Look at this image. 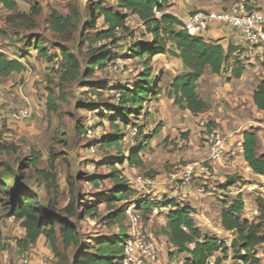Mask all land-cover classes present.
I'll list each match as a JSON object with an SVG mask.
<instances>
[{"label": "rangeland", "instance_id": "obj_1", "mask_svg": "<svg viewBox=\"0 0 264 264\" xmlns=\"http://www.w3.org/2000/svg\"><path fill=\"white\" fill-rule=\"evenodd\" d=\"M16 1L18 7L14 11L0 8V53L10 59L24 58L27 73L14 74L0 84V144L10 149L5 152L0 151V163L17 168L20 161L32 159L36 153H39L38 170L49 171L53 164L55 184L47 181L42 174L34 170L27 171L25 183L32 186L39 194L40 201L44 205L50 201L59 215L72 200H76L80 206L98 204L100 217L97 219L87 217L76 223L85 236V242H90L103 236L112 237L119 232L118 224L110 226L101 221V218L108 214L106 200L114 186V182L108 178L112 169L103 161L122 162L142 145L146 148L140 154L144 166L132 167L127 161L122 166L119 163L116 165V169L123 174L128 184L137 190V195L115 206L123 207L127 211L131 209L132 213L142 217L141 229L149 238L156 240L159 247V258L155 264H184L186 256L176 254L177 251L171 248L162 235L167 210L154 208L151 214L145 215L143 209L138 208L144 201H152L153 197L148 191L156 186L165 190V193H159L158 196H165L173 189H181L184 192L186 188L180 182L169 184V176L182 172L188 165L207 163L208 149L205 145L204 130H208L211 125L213 130L226 137L223 130L219 129L209 115L201 117L187 115L185 110H181L167 97L165 90L169 88L178 73L176 60L167 57L162 61L155 59L151 63L155 71V83L164 91L158 100L159 104L163 101L161 109L155 106L150 112L145 106L141 115H132L128 128L123 129L125 137L121 147L107 148L103 146L99 136L94 139L89 138L87 131L91 128L101 129L106 135L113 132L109 123L112 114L106 113V105L115 104L114 91L118 86L133 85L136 81L143 70V64L139 59L131 56L130 48L135 41L139 39L149 41L150 37L144 35L142 28L130 29L133 35H121V41L117 45L108 46L114 57L108 68L96 70L92 78L81 75L75 80L64 82L62 77L65 69L62 68V63L57 68L56 59L62 57L61 51L65 49L79 59L81 72H84L91 49L95 50L105 44V42L92 43L97 30L102 27V21L97 22L96 29L87 26L92 14L96 15L95 4L101 3L111 7L115 5V0ZM229 2L232 3L231 0ZM32 7H38L41 11L40 15L33 16ZM52 11L63 17L72 18V23L64 34L52 30L50 24ZM38 47L44 49V52L41 53L40 49L36 50ZM26 81L31 83V87L25 91L32 99V116L24 121L11 122L10 109L24 106L19 90ZM51 95L53 103L49 101ZM50 105L54 106L55 110H52ZM163 127L165 128L163 133L155 136L149 145H145L142 138L131 136L134 128L143 129L144 134H154L157 128ZM94 145H97L95 147L98 152L97 157H94L90 150ZM230 154H225L223 158ZM238 155L232 156L235 163L231 168L219 166L221 171L218 169L220 177L224 180L233 179L234 183L229 184L231 180L228 179V182L211 181V184L215 187L236 186L227 190L225 196L218 193L220 199L229 203L239 195L242 196L247 214L251 216L257 205V199L264 197V177L255 174L237 158ZM94 176L103 179L98 186L90 182V178ZM203 177L204 175L195 179L192 185L203 180ZM138 178L142 181L145 179L154 181L151 185H143ZM195 198L183 200H186L185 204L191 205V202H195ZM4 199V194L0 192V264H16L24 256H28L31 260H40L42 264H57L47 240L45 244H36L32 248L36 253L29 252L28 255L21 253L17 241L24 238L25 231L18 219L7 217L2 202ZM216 203L215 206H219L218 198ZM125 225L128 230L129 222L127 221ZM57 236L58 248L62 251L60 232ZM218 239L231 246L234 238ZM171 252H174L173 255ZM222 256V253L216 254V257ZM214 262L215 257L211 259V264ZM235 263L230 252L229 258L222 264Z\"/></svg>", "mask_w": 264, "mask_h": 264}, {"label": "trees", "instance_id": "obj_2", "mask_svg": "<svg viewBox=\"0 0 264 264\" xmlns=\"http://www.w3.org/2000/svg\"><path fill=\"white\" fill-rule=\"evenodd\" d=\"M172 5V0H116L115 5L111 7L97 3L94 7L96 15L92 14L87 26L96 29L97 22L101 20L102 27L97 30L92 43L105 42V44L95 50L91 49L84 72H81V64L77 57L65 49L61 51L62 68L65 69L62 81L70 82L81 75L92 78L96 70L108 68L114 60L108 46L117 45L121 41V35H133L126 25L129 18H135L141 23L144 27V35L150 37L149 41H135L130 48L131 56L139 59L143 64V70L137 80L133 85L118 86L115 90L120 92V100L114 105H106V113L112 114L109 123L113 130L101 140L103 146L107 148L121 147L125 137L123 129L128 128L131 116L141 115L146 104L164 94L154 80L155 71L151 64L154 58L169 55L182 61L183 73L165 90L167 97L181 110L203 114L210 110V106L198 93L199 80L208 69L214 76L223 74L231 56L237 51L232 46L225 48L219 44L221 40L210 42L201 36H190L185 31L183 22L169 12ZM0 6L7 11H14L18 7L16 0H0ZM31 12L33 16L41 13L38 7H32ZM71 23L72 18L63 17L52 11L50 24L54 32L64 34ZM38 49L41 53L44 52V49L39 47ZM26 70L27 67L19 59H10L0 53V83ZM244 71L242 62L235 60L231 70L232 77L240 78ZM251 95L255 107L264 115V80ZM49 101L54 102L52 95ZM50 108L55 110L52 105ZM160 131L157 128L154 134H144L143 129H139L137 137L142 138L145 145H149ZM243 148L245 161L251 170L257 175L264 176V155L258 152V135L246 132ZM145 149L142 145L138 146L137 150L122 162L103 161L112 169L108 178L114 182V186L106 200L108 214L102 217L101 221L110 226L118 224L119 232L112 237L103 236L90 242H85V236L76 223L87 217L93 219L100 217L98 204L80 206L76 200H72L59 215L50 201L44 205L40 201L39 194L32 186L25 183L27 171L34 170L42 174L47 181L55 184L53 164L49 171L38 170L39 153H36L32 159L20 161L17 168L1 162L0 192L5 196L2 202L6 215L18 219L25 231L24 238L17 241L19 248L29 250L42 236H45L53 256L57 259V264H124L125 245L129 240L125 225L128 220L127 210L115 205L128 201L137 195V191L128 184L123 174L116 169V165L119 163L122 166L127 161L132 167L144 166L140 154ZM9 150L0 144L1 152ZM101 180L103 179L99 176L90 178V182L95 186H98ZM229 203L231 205L222 212V226L226 231L235 232L231 246L218 238L205 237L194 219L193 208L182 206L174 200L163 199L162 207L170 211L162 235L166 237L171 248L177 251L176 254L186 256L184 264H211L213 257H215L214 264H222L229 258L230 252L236 261L235 264H241L240 262L264 264V197L257 199L256 207L259 212L257 221H249L241 217L245 210L242 196L239 195ZM229 203L224 201L226 206ZM156 206L157 204L153 202L144 201L138 209H143V213L148 215ZM58 232L62 239V251L57 244ZM171 253L173 255L174 252ZM218 253H222L223 256L216 257ZM261 255L263 259L260 258Z\"/></svg>", "mask_w": 264, "mask_h": 264}, {"label": "crops", "instance_id": "obj_3", "mask_svg": "<svg viewBox=\"0 0 264 264\" xmlns=\"http://www.w3.org/2000/svg\"><path fill=\"white\" fill-rule=\"evenodd\" d=\"M231 1L232 3H230L229 0H226V3L223 2L221 5L215 6L212 0H172L173 5L170 7L169 12L176 17L180 16L182 18H186L189 14L200 10L208 12L227 10L237 0ZM249 2L252 8L264 11V0H249ZM0 8L4 7L0 6ZM4 10L7 11L5 8ZM203 37L210 42L221 40L219 44L223 45L225 48L232 46L237 51L231 56V59L227 64V69L223 72V74L220 76H214L211 70L208 69L205 75L198 82V93L209 104L211 110L208 113L203 114H193L188 110L185 112L187 115H191L192 117L209 115V117L212 118L211 120L217 123L219 129L223 130L227 138L228 154H231L226 156V158H223L218 163L219 165L216 164L217 166L214 165L211 167L212 172L210 173L212 175L210 173L205 174L203 180L198 182L196 181L197 183H194L192 187L185 189V196L177 200V203L182 206H190L195 210L193 215L194 219L205 237L234 238L235 232L226 231L222 226V212L225 208L229 207L231 203L226 206L224 204V201L226 200L220 199V195L218 193L225 196L227 190H231L236 186H224L217 184L219 186H216V188L215 186H212L213 184H211V181H221V183H223L224 181L228 182L231 180L229 178L224 180V178L220 177L218 171H221L219 166L231 168L235 163L232 156L236 154H239L237 158L249 167L244 158L243 148L244 134L246 132L256 133L258 135V152L260 155H264V151H262V146L264 145V115L255 107L251 95L252 92L256 90L259 83L264 80V62L259 59L255 51L249 49L243 40L241 33L237 30L234 31L221 24L214 25L206 34L203 35ZM167 57L173 58L169 55H162L154 58L153 60L157 59L162 61L163 58ZM15 58L19 59L27 67V64L24 62V58L14 57V59ZM174 59L176 60V65L178 67V73L175 75L176 78L183 73V63L179 59ZM235 60H240L245 67V71L240 78H233L231 74L232 66ZM243 61H245V63ZM160 97L162 96H158L146 104V107L149 108L150 112L153 111L155 106L157 108L160 107L159 109H161L163 101H160V104L158 103ZM209 127L208 129H213V126L210 125ZM164 129V127L161 128L159 134L163 133ZM232 183L234 182L231 180L229 184ZM196 185L198 186L196 187ZM148 193H150L153 197L151 198V202L157 204L154 208L167 210V215L170 209H166L161 205L164 197H166V194L165 196H158L159 193H165V190H163L162 187L156 186L153 190L148 191ZM191 197H196L194 200L195 202H191V205L185 204L186 200L183 199ZM217 198L219 206L216 207ZM212 201L215 202L213 203ZM241 217L245 220L257 221L259 217L257 207H255L253 214L250 216L247 214V208L245 206V210ZM165 224L166 222L163 223V226H165ZM44 237L45 236H42L37 244H45L46 238ZM32 248L31 250H24L20 248V251L26 255H28L29 252L36 253L35 249ZM32 255L33 254L31 253V256ZM260 258L263 259V256L261 255ZM40 263L42 264L40 260L30 259V264ZM261 264H263V262Z\"/></svg>", "mask_w": 264, "mask_h": 264}, {"label": "built area", "instance_id": "obj_4", "mask_svg": "<svg viewBox=\"0 0 264 264\" xmlns=\"http://www.w3.org/2000/svg\"><path fill=\"white\" fill-rule=\"evenodd\" d=\"M215 6L221 5L224 0H212ZM183 24L184 29L190 36L203 37L209 29L214 25H224L234 31H239L243 40L249 49L256 52L261 61L264 62V13L261 10L252 8L249 0H237L227 10L215 12L195 11L189 14L186 18L177 16ZM127 27L144 28L135 18L127 20ZM140 41V39L138 40ZM63 58L56 59L57 68L62 63ZM39 78H37L38 80ZM31 87V83L26 81L19 94L24 103L23 107L18 109H10L11 122H20L31 118L32 116V99L26 93V89ZM121 98L119 91H114V100L118 102ZM138 129L134 128L131 131V136H137ZM205 145L208 149L207 163H195L188 165L182 172L173 173L169 176V184H177L180 182L186 189L193 184L195 179L209 173V170L214 164L221 161L225 154L228 153V144L226 137L216 130H204ZM88 137L91 139L100 137V140L106 136V133L101 129H88ZM97 145L90 148L94 157L98 156ZM139 179V178H138ZM143 185H151L154 180L145 179L138 180ZM139 190V189H138ZM137 191V190H136ZM185 192V190H184ZM181 189H173L166 194L167 200H179L184 194ZM185 196V194H184ZM128 213V234L129 240L125 245V260L124 264H155L159 258V247L154 239H151L141 229L142 217L137 213H132L131 209ZM243 264L242 262H240ZM17 264H30L28 256L22 257Z\"/></svg>", "mask_w": 264, "mask_h": 264}]
</instances>
